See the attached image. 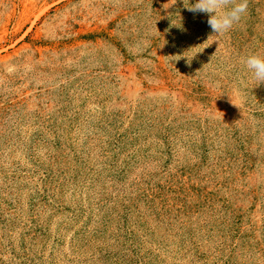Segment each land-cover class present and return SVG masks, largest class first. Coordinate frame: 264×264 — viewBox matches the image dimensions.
<instances>
[{
    "label": "rangeland",
    "instance_id": "obj_1",
    "mask_svg": "<svg viewBox=\"0 0 264 264\" xmlns=\"http://www.w3.org/2000/svg\"><path fill=\"white\" fill-rule=\"evenodd\" d=\"M0 0V264H264V0Z\"/></svg>",
    "mask_w": 264,
    "mask_h": 264
},
{
    "label": "clouds",
    "instance_id": "obj_2",
    "mask_svg": "<svg viewBox=\"0 0 264 264\" xmlns=\"http://www.w3.org/2000/svg\"><path fill=\"white\" fill-rule=\"evenodd\" d=\"M248 5L249 0H197L195 4H189L188 10L208 14L207 23L213 33L223 36L242 21ZM242 63L258 84L264 82V55L250 53L242 58Z\"/></svg>",
    "mask_w": 264,
    "mask_h": 264
}]
</instances>
